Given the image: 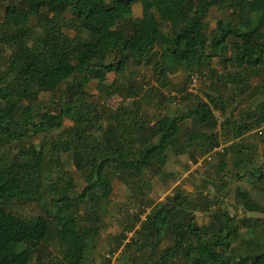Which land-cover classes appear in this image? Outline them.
<instances>
[{
  "label": "trees",
  "instance_id": "trees-1",
  "mask_svg": "<svg viewBox=\"0 0 264 264\" xmlns=\"http://www.w3.org/2000/svg\"><path fill=\"white\" fill-rule=\"evenodd\" d=\"M229 72L232 91L219 83ZM111 76L116 121L95 94ZM182 151L207 165L209 224L195 223L181 185L147 192L176 178L165 168ZM230 183L261 218L218 207ZM112 202L118 238L135 236L124 264H264V0H0V264H21L22 245L24 264H58V239L69 262L110 228L95 206Z\"/></svg>",
  "mask_w": 264,
  "mask_h": 264
},
{
  "label": "rangeland",
  "instance_id": "rangeland-1",
  "mask_svg": "<svg viewBox=\"0 0 264 264\" xmlns=\"http://www.w3.org/2000/svg\"><path fill=\"white\" fill-rule=\"evenodd\" d=\"M139 8H137V12ZM171 10H165L163 12L158 13L159 17L165 27H168V19L170 16ZM120 36V45L124 48H131V44L125 39L124 33H119ZM210 81V80H207ZM210 85L211 82H207ZM220 85L227 86L232 91L235 85L239 83L238 75L234 72H229L227 74H223L220 77ZM241 83V82H240ZM120 91L121 85L119 81L111 76L109 81L97 85L95 88V94L101 98H105L107 105V120L108 121H116L115 113L118 105L120 104ZM248 99H253V95H248ZM170 109L172 112L178 110L177 105L174 104L173 101L169 102ZM125 113L127 112V106L124 107ZM152 115L155 118V121L159 124H162L167 119V114L164 112H158L152 110ZM172 115V114H171ZM73 133L69 131L68 139L66 142V151L68 154L72 153L73 146ZM256 142V141H255ZM257 143V142H256ZM158 158L160 155L157 156ZM70 159V156H67V160ZM191 159H189V155L186 151H182V153H177L174 156H171L167 166L166 173L167 174H175L176 178H172L171 176H167L165 181H160L158 178L149 183L147 192L151 196H161L162 199L166 197L171 189L175 185H181L187 192L191 194V201L187 205V210L191 211L195 215V223L199 226L209 224L210 222V212L211 209L209 207V202H215L216 199L214 197V193H212V188L208 187L206 190L198 188L202 184V180L206 177L205 168L207 165L202 168L203 160H198L197 163H194L198 169L194 173L187 175L188 163ZM200 163V164H198ZM216 159L213 154H211L210 165H215ZM66 169L69 171L73 170V165L69 162L66 165ZM210 171V170H209ZM187 176V177H184ZM232 176V175H231ZM233 179L234 176H232ZM250 181V179H247ZM235 183H230L227 188L224 189L225 192H228V197H223L218 202V207H220L223 211L227 212L231 216L239 215L240 217H247L249 219H257L262 216L259 213L247 212L243 213L242 205H239L235 199ZM207 193V196H205ZM223 193V192H222ZM111 205H116V209H111L112 206L110 204H100L96 205L95 209L97 211H106L108 212L107 221L110 225V228L102 234V237L97 239L93 238L89 240L87 243L81 244L78 250L75 253V256L69 262H65L63 260V255L65 251V243L58 239L52 246L51 249L57 256L58 264H79L81 261L88 259L92 264H124L127 260V257L131 255V251L127 247V243L134 238L133 233H127L125 240L121 241L118 238L117 233L121 231V216L119 210V202H112ZM202 205L204 207H202ZM135 209L132 208L131 213ZM242 210V211H240ZM123 228V227H122ZM139 229V227H138ZM245 233V231H244ZM260 233V232H259ZM128 235H131L132 238L129 241ZM248 237H251L252 234L250 232H246ZM263 235V234H262ZM20 248V257L19 263L24 264L28 257V246L22 245ZM109 254H113L112 257ZM110 258V262L106 259V257ZM121 255L120 260L119 257ZM119 262H118V261ZM118 263H117V262Z\"/></svg>",
  "mask_w": 264,
  "mask_h": 264
},
{
  "label": "built area",
  "instance_id": "built-area-1",
  "mask_svg": "<svg viewBox=\"0 0 264 264\" xmlns=\"http://www.w3.org/2000/svg\"><path fill=\"white\" fill-rule=\"evenodd\" d=\"M197 84H198V80L195 78L193 79L191 86H190V91H194L197 88ZM216 151V150H215ZM200 164V163H198ZM199 167H197L194 163L190 162L188 163V170H187V175L194 173L196 171V169H198ZM187 177V176H184ZM150 211H147V213H149ZM142 219H145V217L143 216ZM129 237V241L132 238L131 235H128ZM129 243V242H128Z\"/></svg>",
  "mask_w": 264,
  "mask_h": 264
},
{
  "label": "water",
  "instance_id": "water-1",
  "mask_svg": "<svg viewBox=\"0 0 264 264\" xmlns=\"http://www.w3.org/2000/svg\"><path fill=\"white\" fill-rule=\"evenodd\" d=\"M235 199L239 205L243 204V201L239 198L238 189L235 190ZM243 213L245 212L244 207H242Z\"/></svg>",
  "mask_w": 264,
  "mask_h": 264
},
{
  "label": "crops",
  "instance_id": "crops-1",
  "mask_svg": "<svg viewBox=\"0 0 264 264\" xmlns=\"http://www.w3.org/2000/svg\"><path fill=\"white\" fill-rule=\"evenodd\" d=\"M179 153H182V152H179ZM189 155V154H188ZM190 159V158H189ZM66 248V247H65Z\"/></svg>",
  "mask_w": 264,
  "mask_h": 264
}]
</instances>
